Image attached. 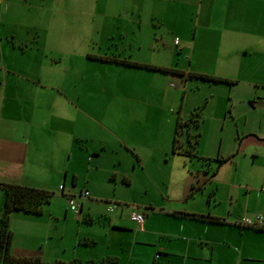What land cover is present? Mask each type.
Masks as SVG:
<instances>
[{"label":"crops","instance_id":"1","mask_svg":"<svg viewBox=\"0 0 264 264\" xmlns=\"http://www.w3.org/2000/svg\"><path fill=\"white\" fill-rule=\"evenodd\" d=\"M121 1L122 6L113 2L101 5L102 0H0V183L47 190L46 185H39L37 172L58 173L56 160L61 158L67 160L61 170L67 176L70 167H79L80 159L88 154L89 168L93 161L97 169L104 159L112 158L114 163L118 161L115 168L120 166L116 174L125 178L123 162H129V154H134L141 164L143 155L139 150L157 145V132L163 130V122L174 124L176 129L188 93L194 90L188 73L233 81L227 84L228 91L202 86L204 89L196 93L199 95L192 97L194 107L205 103L210 105L209 112L222 109L219 101L227 92L235 103H251L253 109L264 111L259 109L264 107V0ZM108 7L112 9L110 14ZM108 14L124 22L108 24ZM191 23L195 25V36L184 43L179 40L178 45L174 41L175 47L169 34L156 32L157 52L166 62L131 58L120 46L112 53L103 49L105 40L118 36L122 44L126 41L131 45L127 41H131L128 29L135 26L143 31L146 24L165 28L168 24L188 27ZM102 31L106 36L96 37ZM90 44L102 51L90 52ZM89 53L113 54L137 63L173 68L182 74L96 60ZM180 56L185 64H174ZM112 77H118L117 83L109 82ZM169 82L183 88L176 86L173 90ZM181 90L184 92L180 99ZM110 104L121 109L118 119H111L109 124L129 132L137 121L139 125L149 123L154 135H138L135 131L122 135L114 131L108 122L98 118L97 112L99 106L106 108ZM134 104L140 109L133 110ZM126 109L129 115L124 118ZM212 119L221 123L222 131L226 114L222 119ZM98 128L107 134L94 139L93 129L97 132ZM169 133L168 130L166 136ZM244 133L237 150L225 157L221 156L225 141L222 131L217 137L216 156H205V163L192 169L190 179V175L179 172V179L186 181L179 185L181 196L160 204H144L141 225L124 214L111 217L108 224L103 222L106 227L101 233L89 230L82 235L79 230L70 239V251L65 235L55 241L49 233L52 239L37 254L32 243L28 244L33 230L18 233L10 228L14 240L22 238L24 232L28 245L17 249L13 240L11 253L63 264H264V125ZM249 151L253 159L242 161ZM219 159L228 160L217 168L218 163L212 161ZM125 181L129 183L127 178ZM63 193L67 197L65 189ZM4 198L1 202L0 195V215ZM139 207L134 211L138 212ZM177 213L211 215L222 222ZM256 215L261 217V228L236 224L243 216ZM85 219L95 224L90 214ZM132 222L137 229L130 228Z\"/></svg>","mask_w":264,"mask_h":264},{"label":"rangeland","instance_id":"2","mask_svg":"<svg viewBox=\"0 0 264 264\" xmlns=\"http://www.w3.org/2000/svg\"><path fill=\"white\" fill-rule=\"evenodd\" d=\"M112 2L113 5L116 6L123 5L121 0H102L101 5L111 4ZM108 8L110 14L112 12V9L111 7ZM109 14L105 19L106 23L116 25V23L124 22L123 19H120L118 17L112 19L111 15ZM90 18L91 16H89L88 19L85 17V20L88 21L90 20ZM123 18H126L125 15H123ZM80 21H82V24H84L85 22L84 19ZM194 26L195 25H193V23L189 24L188 27L181 24H178L177 27L172 24H168V26H166L165 28H161L158 24H146L143 31H139L140 29L135 26L134 28L128 29V31L131 32V41H127L131 42V45H127L126 41L122 44V42L119 41L120 36H118V38L116 39L105 40L103 49H110V52L112 53L117 50L118 46H120V48L123 49L122 52L128 51L130 53L131 58H136L141 61L146 60L149 62L158 60V62H166V59L162 58L161 55L157 52L158 47L155 41L156 32L158 34L161 32L164 34H169L172 37L171 45H174V41L176 38L179 39L182 43L186 41V38L193 39L196 33V29H194ZM198 33H200V31ZM101 36L105 37L106 31H102L100 35H97L96 37ZM159 37L161 36H158V38ZM162 45H164L163 42ZM167 45L169 46V44ZM87 49L91 50L90 52H95L98 50L102 51L98 46H94L91 44L87 46ZM89 55L94 54L89 53L88 56ZM180 58V60H175L174 64H176V62H179V65H184L185 59L182 58V56H180ZM119 78L126 79L122 76ZM117 80L118 77H112L109 79V82L117 83ZM188 81L190 87L194 90L188 93L182 118L190 119L197 111H200V116L198 117V126L191 127V131L193 133H200V136L198 137V143L195 144L193 140L192 143H188V140L186 138L187 135H181L180 140L182 143V147L180 151L174 152L173 139L175 136V125H168V123L163 122V130L160 129L157 132V135L160 137L156 140L157 145L155 147L143 146V148L139 150V152H141L143 155V161L141 162V164L137 161V158L134 156V154H129V162L128 159L124 160L123 167L127 170V176L125 178L129 180V183L125 181V178H123V176L119 174L118 176L116 174L120 166H116L115 168V165L118 163V161L114 163L113 161H111L112 158H107V160L104 159L105 163H101L99 168L97 169L94 165H92L95 162L93 161V163L89 165V168L88 164L90 163V155L88 154L86 158L80 159L79 167H70L67 176L65 175L64 171H61L63 170L65 161L67 160L63 161L61 160V158H59L56 160L57 166L60 168L58 173L45 172V174H41L42 171L36 173V179L41 183L38 184L46 185L48 187L47 190L53 193L50 202L46 203L43 206V212L41 214L26 213L24 211H14L11 215L13 216V218L11 217L10 220V223L12 222L10 228H13V230H17L18 233L26 229L28 231L33 230L34 236L31 241L28 242V244L32 243L33 248H35L34 250L36 254L37 252H42L43 248L45 247L44 245H46L49 240L52 239L51 237H53V239L55 238V241H60L63 235H65V237H63L65 238L64 241H67V250L70 251L72 250L70 239L74 237V235H76L79 230L81 231L82 235H84V232H87L89 230H92L96 233H101L105 231L104 229L106 227L103 225V222H106L108 224L109 218L111 217H119L123 214L130 217L132 212H134V208L136 206H140L138 212L145 213L146 207H144V204H160L164 201H173L176 196H181V188H179V185L180 187L183 186L182 184H184V182L186 181L185 178L179 179L181 175V173L179 172H184L183 176L190 175L189 178H187L190 179V172L192 171V169H199L200 167H202L203 163H205L206 161L205 156L210 155L212 156L211 158L215 157L219 147V139H217V137L220 136L222 131H224L225 141L223 143V155L221 154V156L226 157L230 153H234L237 150L239 140L245 136V130L252 132L253 130L258 129L262 123L264 125V111L253 109L251 103H235L233 100L229 99V94H227V92L225 98L219 101V103H221L222 105V109H212L209 112L210 105L207 107L205 106V103H203L200 107H194L192 97H196V95H199L196 94L197 91L204 89V87H219L220 89L226 88V91H228V85L224 83L219 84L206 82L197 78H190ZM99 85L100 83L98 84V86ZM176 86L183 88V86L177 82L173 84H171L170 82L168 83V87L173 90V87ZM183 92L184 90H181L180 99L182 98ZM211 99H213V96H211ZM99 100L101 101L102 98L100 97ZM115 102L120 101L115 100ZM222 102L224 103V106ZM110 105L111 107L106 108L105 106H99L100 108L97 111L99 114L98 118L105 120V122H108V124L111 123V119H118V115L120 112L119 110L121 109V107L117 105L115 106V104ZM133 107H135L133 110L140 109V106L138 104H134ZM260 108L264 109L263 106H259V109ZM141 110L143 109L141 108ZM128 113L129 111L126 109V111L124 112V118L128 117ZM224 114H226L227 121L225 122L224 129L221 131V123H219L218 121H213L212 118H214L215 116V119H222L224 117ZM231 115H233V118L231 117ZM209 116H211V118ZM139 123L140 122L137 121L135 123V126L129 129V132L128 130L127 132H125L123 127H115L111 124H109V127L122 135L124 133H131L132 131H135L138 135L142 133L146 136L154 135L152 132L153 127H150L149 123L140 125ZM168 130L170 133L166 136ZM135 132L134 136L136 135ZM105 134H107L106 131H102L101 128H98L97 132H95V130L93 129V133L91 136L92 138L97 139L96 135L101 137ZM149 144L150 143H146V145ZM188 149L193 150L194 154H186V151ZM122 153L125 152L121 151L120 154ZM251 153L252 152L249 151L248 156H245V158L241 160L244 162H246L247 160L251 161L253 159ZM132 160L135 161L134 165L136 163L135 167L133 164H130V161ZM212 163L217 164V160H213ZM228 164H230V162L226 165L228 166ZM229 166L232 167V164ZM74 174H76V177L74 176ZM61 186L64 187L67 195H77L82 191H89L90 197L84 201L83 209L79 210L78 213H74L69 210L67 197L63 195L60 190ZM0 195L2 197L1 202H3V198L5 197L4 190L0 189ZM110 208H113V210L110 211ZM86 214H90V216H92L95 224L85 222ZM68 218L73 219V221H68ZM81 222L85 223L82 224ZM130 225L131 229H137V225L135 223L132 222V224L130 223ZM49 233L51 237H48ZM22 235L25 236V233L23 232ZM23 236H21L22 238L17 237L14 240L17 249H21L23 246H28L26 244V237ZM99 247H101V245ZM65 253L66 252H64L62 255H64Z\"/></svg>","mask_w":264,"mask_h":264},{"label":"trees","instance_id":"3","mask_svg":"<svg viewBox=\"0 0 264 264\" xmlns=\"http://www.w3.org/2000/svg\"><path fill=\"white\" fill-rule=\"evenodd\" d=\"M90 57L96 60L108 61V62L111 61V62L122 64L125 66H131L135 68H144L148 70H154V71L156 70V71H161V72H166V73L182 74L181 71H178L173 68L158 67V66H154V65L146 64V63H137V62L128 60L126 58H119L118 56H115V55H105V56L90 55ZM188 76L190 78H197L199 80H203V81L211 82V83H219V84L224 83L228 85L233 84L232 80L228 78H224V77H215V76H211L207 74H199V73H188ZM199 113L200 111H197L193 115V117L190 119H183L181 116L178 117L176 129H175V136L173 139V151L174 152L180 151L182 147V143L180 140L181 135H184V134L187 135L186 138L188 140L187 141L188 143H192V140L194 141L195 144L198 143L199 141L198 137L200 136V133H197V132L193 133L191 131V127L198 126V123H199L198 117L200 116ZM186 154L193 155L194 152L193 150L188 149L186 151ZM226 160L228 159L217 160V163H218L217 168L219 167L221 163H224ZM0 188L4 190L5 192L4 208L0 215V260H1V263L2 264H63L62 262H58V261L54 263H49V262L44 261L39 256L18 257L11 253V246L14 240L13 232L10 229V220H11L12 213L14 211H24L26 213L41 214L43 212V206L46 203L50 202L53 196V193L43 188H37V187L26 186V185H18V184L0 183ZM63 191H64V187H63V190H61L62 194H64ZM68 196L69 195H67V197ZM177 214H180L181 216L190 215L192 217H199L204 220L210 221L212 223L222 222V220L216 217H213L211 215L198 216V215L189 214V213H177ZM243 217L240 218L239 221L236 222V224L243 226V227H256V228L262 227V222L248 224V225L244 224L242 222ZM251 218H254V216Z\"/></svg>","mask_w":264,"mask_h":264},{"label":"built area","instance_id":"4","mask_svg":"<svg viewBox=\"0 0 264 264\" xmlns=\"http://www.w3.org/2000/svg\"><path fill=\"white\" fill-rule=\"evenodd\" d=\"M178 43H179V40L176 39L175 44H178ZM60 190H63V186L60 187ZM89 196H90V193L87 190L82 191L80 194H77V195H69L67 197L69 209L74 213H78L81 205L83 204V201L86 200ZM112 210L113 208H110V211ZM130 218L132 221L141 225L144 221V214L134 211L132 212ZM242 222L247 225L258 223V222H261V217L260 215H256L254 218H251L249 216H244L242 219Z\"/></svg>","mask_w":264,"mask_h":264}]
</instances>
